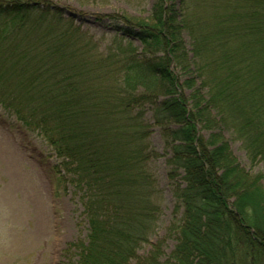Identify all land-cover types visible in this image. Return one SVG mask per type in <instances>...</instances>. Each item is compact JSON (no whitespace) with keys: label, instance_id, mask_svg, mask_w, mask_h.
<instances>
[{"label":"trees","instance_id":"16d2710c","mask_svg":"<svg viewBox=\"0 0 264 264\" xmlns=\"http://www.w3.org/2000/svg\"><path fill=\"white\" fill-rule=\"evenodd\" d=\"M29 1L0 0V106L81 192L88 233L72 245L76 264H264V174L241 168L221 135L264 162V0H180L178 11L160 1L150 23L121 17L127 46L80 66L90 44L66 45L79 34L70 19L52 0ZM147 111L180 216L167 258L158 241L139 254L162 215Z\"/></svg>","mask_w":264,"mask_h":264},{"label":"rangeland","instance_id":"374dc122","mask_svg":"<svg viewBox=\"0 0 264 264\" xmlns=\"http://www.w3.org/2000/svg\"><path fill=\"white\" fill-rule=\"evenodd\" d=\"M160 1L165 10L180 8V0H52V5L61 8L65 18L70 16L73 29L79 31V34L69 35L66 45L75 43L82 48L85 42L90 44L89 52H82L75 60L80 66L84 61L97 62L100 58L96 53L103 57L120 45L127 46L128 40L122 39L115 28L124 26L121 17H127L132 24L137 20L150 23ZM131 29L135 30L130 25ZM58 35L55 29L41 33L42 37L53 41ZM131 42L140 54L139 41ZM185 42L190 49L187 37ZM143 120L152 126L147 148L155 157L148 167L162 192V215L154 238L142 246L139 254L145 257L158 241L167 258L175 244L172 225L180 217L174 211L169 150L160 128L154 124L152 113L147 111ZM25 128L0 106V264H76L79 251L72 245L78 240L85 241L88 233L81 192L62 174L59 177L52 172L57 162L53 150L36 133ZM201 133L208 134L207 131ZM221 135L241 168L250 174H264V162L251 164L231 132L223 130ZM179 179L180 176L176 177ZM261 183L264 186V180Z\"/></svg>","mask_w":264,"mask_h":264}]
</instances>
